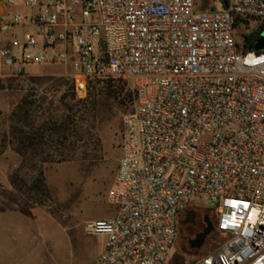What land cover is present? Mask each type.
Here are the masks:
<instances>
[{"label":"built area","instance_id":"1","mask_svg":"<svg viewBox=\"0 0 264 264\" xmlns=\"http://www.w3.org/2000/svg\"><path fill=\"white\" fill-rule=\"evenodd\" d=\"M214 3L0 0V79L60 64L77 96L133 91L106 195L117 214L84 223L106 237L91 264H167L180 215L205 202L223 241L184 264H264V0Z\"/></svg>","mask_w":264,"mask_h":264},{"label":"rangeland","instance_id":"2","mask_svg":"<svg viewBox=\"0 0 264 264\" xmlns=\"http://www.w3.org/2000/svg\"><path fill=\"white\" fill-rule=\"evenodd\" d=\"M222 4L216 0L215 11H222ZM255 29L256 24L250 22L243 38ZM69 74L67 66L53 64L0 79V173L14 175L12 184L28 192L46 211L57 210L63 189L73 187L78 174L85 173L81 179L94 185L100 184V178L107 184L121 158L119 132L133 100L131 86L123 81L112 82L109 90L90 83L86 94L77 96ZM22 99L29 103L28 118L17 122L12 113ZM97 165L107 168L101 177L87 173ZM39 173L43 180L31 183ZM31 184L36 194H29ZM203 206L213 209L216 204L205 202ZM181 234L178 223L167 264H184L223 241L216 237L196 253H189L182 250Z\"/></svg>","mask_w":264,"mask_h":264},{"label":"crops","instance_id":"3","mask_svg":"<svg viewBox=\"0 0 264 264\" xmlns=\"http://www.w3.org/2000/svg\"><path fill=\"white\" fill-rule=\"evenodd\" d=\"M4 40L0 37V44ZM106 169L97 165L87 173L101 177ZM115 169L106 185L102 178L94 185L81 179L85 173L78 174L73 187L64 186L57 210L47 211L12 184L14 175L0 173V264H91L103 252L106 237L88 235L84 223L115 218L117 207L106 200ZM43 177L35 175L31 183Z\"/></svg>","mask_w":264,"mask_h":264},{"label":"flooded vegetation","instance_id":"4","mask_svg":"<svg viewBox=\"0 0 264 264\" xmlns=\"http://www.w3.org/2000/svg\"><path fill=\"white\" fill-rule=\"evenodd\" d=\"M206 222H210L214 226L215 213L212 209L206 208L203 205L189 206L180 215L178 223L182 229L180 238L183 241L182 250L184 252L196 253L197 251L201 250V248L206 245L209 240L217 237L216 231L214 229V231L205 237L204 244L200 249L191 247V242L206 228Z\"/></svg>","mask_w":264,"mask_h":264},{"label":"trees","instance_id":"5","mask_svg":"<svg viewBox=\"0 0 264 264\" xmlns=\"http://www.w3.org/2000/svg\"><path fill=\"white\" fill-rule=\"evenodd\" d=\"M216 1V0H215ZM222 10L225 7V0H222ZM215 10V6L213 7ZM259 30L253 32L248 38H247V45L248 46H253L254 42L257 39V36L259 34ZM99 84V83H97ZM102 88H105V90H109V88L111 87V83H104V84H99ZM29 105V103L27 102L26 99H22L21 102L17 105V107L15 108L14 112L12 113V118L15 119V121H19V119H21V121H26V119L28 118V114H27V106ZM39 175H41V173H39ZM39 181H36L34 184H37ZM32 189H36L35 185L32 186ZM217 237H222L220 233L216 232ZM202 255V254H201Z\"/></svg>","mask_w":264,"mask_h":264},{"label":"water","instance_id":"6","mask_svg":"<svg viewBox=\"0 0 264 264\" xmlns=\"http://www.w3.org/2000/svg\"><path fill=\"white\" fill-rule=\"evenodd\" d=\"M255 48L256 50L264 49V33L260 34ZM212 231H214V226L210 222H206V228L191 242V247L195 249H200L204 244L205 237L209 235Z\"/></svg>","mask_w":264,"mask_h":264}]
</instances>
